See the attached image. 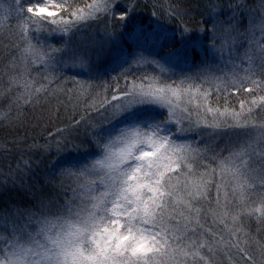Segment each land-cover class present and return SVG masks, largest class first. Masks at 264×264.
Returning a JSON list of instances; mask_svg holds the SVG:
<instances>
[{"label":"snow or ice","instance_id":"obj_1","mask_svg":"<svg viewBox=\"0 0 264 264\" xmlns=\"http://www.w3.org/2000/svg\"><path fill=\"white\" fill-rule=\"evenodd\" d=\"M140 8L0 0V29L20 41L0 69L9 108L62 81L87 94L55 152L41 146L50 194L0 202V264H264V0H207L179 31L155 11L138 22ZM32 171L22 160L0 188Z\"/></svg>","mask_w":264,"mask_h":264},{"label":"trees","instance_id":"obj_2","mask_svg":"<svg viewBox=\"0 0 264 264\" xmlns=\"http://www.w3.org/2000/svg\"><path fill=\"white\" fill-rule=\"evenodd\" d=\"M206 2L207 0H140L138 22L145 21V26L151 24L153 22L151 14L155 11L161 23L177 31L182 23L197 27L198 22L203 18L201 13L205 11ZM170 8H178L182 12H187V15L172 18L168 15ZM106 26H108L107 21L94 22L85 33V37L103 33ZM19 45L20 41L17 40L14 46L7 25L0 29V69H3L12 57L17 55ZM185 67H191V65ZM33 75L35 76L36 73ZM80 79L87 80L88 77ZM3 80L6 82L7 77L3 76ZM92 83H99V79L93 80ZM53 87L57 89L55 95L40 94L37 100L20 111L9 108L8 94L0 96V174H2L0 179L7 176L9 169H15L22 160H31L33 169L24 187L0 188V202L24 204L30 199L48 195L51 192V186L46 181L55 156L43 151L41 146L51 143L52 150L55 152V140L60 138L59 130L69 128L73 119L79 118L87 98L86 93H67V90L75 88L71 82L62 81ZM224 100L225 97L222 96L220 103ZM227 101L238 107L237 96H229ZM83 131L81 128V138H83ZM251 231L255 236L254 226ZM256 238L259 239V236Z\"/></svg>","mask_w":264,"mask_h":264},{"label":"rangeland","instance_id":"obj_3","mask_svg":"<svg viewBox=\"0 0 264 264\" xmlns=\"http://www.w3.org/2000/svg\"><path fill=\"white\" fill-rule=\"evenodd\" d=\"M102 22V21H101ZM86 35V34H85ZM92 35H94V34H92ZM262 242H264V241H262Z\"/></svg>","mask_w":264,"mask_h":264}]
</instances>
